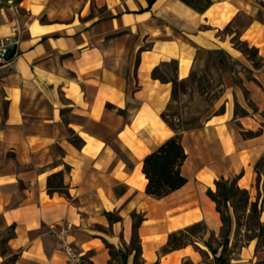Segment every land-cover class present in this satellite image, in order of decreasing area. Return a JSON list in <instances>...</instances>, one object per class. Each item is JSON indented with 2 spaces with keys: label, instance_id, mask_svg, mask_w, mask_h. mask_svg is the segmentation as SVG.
I'll return each instance as SVG.
<instances>
[{
  "label": "crops",
  "instance_id": "0c3cea01",
  "mask_svg": "<svg viewBox=\"0 0 264 264\" xmlns=\"http://www.w3.org/2000/svg\"><path fill=\"white\" fill-rule=\"evenodd\" d=\"M210 1L197 12L180 0H0V38L18 42L12 68H0V264H66L52 229L67 230L84 264H108L109 247L134 237L144 264L200 262L197 243L166 252L170 236L217 232L208 192L218 180L250 183L264 156L261 4ZM202 52L245 63L251 78L222 72L215 114L180 135L185 185L157 199L143 160L175 135L161 117L171 81L189 80ZM170 64L172 80L153 76ZM218 264H264V251L247 245Z\"/></svg>",
  "mask_w": 264,
  "mask_h": 264
},
{
  "label": "rangeland",
  "instance_id": "374dc122",
  "mask_svg": "<svg viewBox=\"0 0 264 264\" xmlns=\"http://www.w3.org/2000/svg\"><path fill=\"white\" fill-rule=\"evenodd\" d=\"M259 2L264 13V1ZM247 22L246 17H241L238 29L244 27ZM230 32L231 28L225 30V33ZM231 42L254 67L263 65V60L253 47L235 37ZM224 70L234 71L236 75L240 74L246 79L251 78V72L245 63H237L223 52H202L198 55L190 79L183 86L173 87L174 92L164 111L167 121L176 131L183 133L199 130L204 122L215 114V107L223 94L221 75ZM173 71L174 65L170 64L163 67L157 76L172 80ZM247 104L252 106L249 101ZM235 112L238 115L244 114L238 106ZM253 173L250 183L245 180L240 183L217 181L212 192L220 208L221 226L217 232H209L207 227L200 224L178 234V244H198L195 246L200 257L198 264H218L247 245L264 251V156L254 164ZM218 184L221 185L220 188ZM223 191L226 193L224 197L221 196ZM109 253L111 258L108 264H127L125 257L129 255H132V260L128 264H144L140 259L137 237L121 251L109 247ZM217 256L220 258L217 259ZM184 264L192 263L187 261Z\"/></svg>",
  "mask_w": 264,
  "mask_h": 264
},
{
  "label": "trees",
  "instance_id": "16d2710c",
  "mask_svg": "<svg viewBox=\"0 0 264 264\" xmlns=\"http://www.w3.org/2000/svg\"><path fill=\"white\" fill-rule=\"evenodd\" d=\"M180 1L197 12H203L211 4L210 0ZM153 76H157L156 72L153 73ZM161 80L163 81L164 79ZM171 82L173 87L176 85L183 86L185 83L183 81L179 82L175 79H173ZM161 117L163 121L174 131L175 135L166 140L153 152L148 154L144 158L142 166V172L147 179L146 194L157 199L169 195L173 191L181 188L186 183V179L181 175V166L186 159V154L181 144L180 138L182 132L175 130L173 125L167 121L165 113H163ZM220 186L221 185L218 184L219 188ZM225 194V191H223L221 196L224 197ZM208 195L215 202L216 210L218 213H220V208L216 197L211 191L208 192ZM177 236L178 234H172L170 236L165 249L166 252L177 250L184 246L177 243Z\"/></svg>",
  "mask_w": 264,
  "mask_h": 264
},
{
  "label": "built area",
  "instance_id": "2783aa9c",
  "mask_svg": "<svg viewBox=\"0 0 264 264\" xmlns=\"http://www.w3.org/2000/svg\"><path fill=\"white\" fill-rule=\"evenodd\" d=\"M17 39L14 36L0 38V68L11 69L14 63V55L11 50L17 47ZM56 248L63 251L66 256V264H84L81 254L68 242V233L65 229H52Z\"/></svg>",
  "mask_w": 264,
  "mask_h": 264
}]
</instances>
